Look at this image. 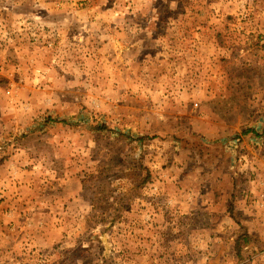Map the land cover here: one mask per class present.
Here are the masks:
<instances>
[{
  "label": "rangeland",
  "instance_id": "rangeland-1",
  "mask_svg": "<svg viewBox=\"0 0 264 264\" xmlns=\"http://www.w3.org/2000/svg\"><path fill=\"white\" fill-rule=\"evenodd\" d=\"M261 193L264 0H0V264H264Z\"/></svg>",
  "mask_w": 264,
  "mask_h": 264
},
{
  "label": "built area",
  "instance_id": "built-area-1",
  "mask_svg": "<svg viewBox=\"0 0 264 264\" xmlns=\"http://www.w3.org/2000/svg\"><path fill=\"white\" fill-rule=\"evenodd\" d=\"M239 141V140H238ZM237 140L235 141L234 140V142H231V143H229L228 145L230 146V147H235V145L237 146L238 144H237V142H238ZM258 206H261V205H263L264 204V193H261L260 195H258Z\"/></svg>",
  "mask_w": 264,
  "mask_h": 264
},
{
  "label": "trees",
  "instance_id": "trees-1",
  "mask_svg": "<svg viewBox=\"0 0 264 264\" xmlns=\"http://www.w3.org/2000/svg\"><path fill=\"white\" fill-rule=\"evenodd\" d=\"M236 200L234 199V198H232V205H233V208H234V206L236 205ZM235 210V209H234ZM238 251H239V248H238Z\"/></svg>",
  "mask_w": 264,
  "mask_h": 264
}]
</instances>
